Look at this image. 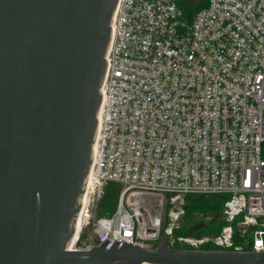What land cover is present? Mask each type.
<instances>
[{
  "label": "built area",
  "instance_id": "1",
  "mask_svg": "<svg viewBox=\"0 0 264 264\" xmlns=\"http://www.w3.org/2000/svg\"><path fill=\"white\" fill-rule=\"evenodd\" d=\"M181 1L118 0L71 250L143 244L141 219L157 240L163 213L172 247L247 251L235 237L252 233L264 250V0H209L191 20ZM111 182L118 204L99 216ZM192 194L227 196L218 235L174 238Z\"/></svg>",
  "mask_w": 264,
  "mask_h": 264
},
{
  "label": "water",
  "instance_id": "2",
  "mask_svg": "<svg viewBox=\"0 0 264 264\" xmlns=\"http://www.w3.org/2000/svg\"><path fill=\"white\" fill-rule=\"evenodd\" d=\"M118 0H0V264H264V250L70 246ZM140 234L158 230L141 219Z\"/></svg>",
  "mask_w": 264,
  "mask_h": 264
},
{
  "label": "trees",
  "instance_id": "3",
  "mask_svg": "<svg viewBox=\"0 0 264 264\" xmlns=\"http://www.w3.org/2000/svg\"><path fill=\"white\" fill-rule=\"evenodd\" d=\"M181 7L184 11L185 18L191 20L200 10L209 5V0L200 1L199 6L193 4V0H182ZM121 186L118 183H108L105 188V194L98 207V215L104 216L112 214L118 204L121 193ZM227 200L226 195H188L184 203V215L181 218L180 226L174 231V235L178 237H205L216 236L220 233L226 222L223 220L222 211ZM169 207H166L168 210ZM252 233L241 238L236 235L237 244H245V250L251 251ZM172 249L191 250L189 247H182L176 244ZM202 250H215V248L206 245Z\"/></svg>",
  "mask_w": 264,
  "mask_h": 264
},
{
  "label": "rangeland",
  "instance_id": "4",
  "mask_svg": "<svg viewBox=\"0 0 264 264\" xmlns=\"http://www.w3.org/2000/svg\"><path fill=\"white\" fill-rule=\"evenodd\" d=\"M192 1V0H189ZM200 1L202 2L203 0H193V4L196 6H199ZM147 204L149 205H155L156 201L153 200H146ZM223 212V211H222ZM159 215H156V217H158ZM163 218V219H162ZM162 231L160 232V237L157 240H147L143 242V245H146L149 248H160V247H165V248H169L172 249L173 247L171 246V241H170V237L165 233V228L167 227V220L165 219L164 213L162 216ZM178 229V228H177ZM174 238H177L174 235ZM99 240L96 238L95 239V244H98Z\"/></svg>",
  "mask_w": 264,
  "mask_h": 264
},
{
  "label": "bare ground",
  "instance_id": "5",
  "mask_svg": "<svg viewBox=\"0 0 264 264\" xmlns=\"http://www.w3.org/2000/svg\"><path fill=\"white\" fill-rule=\"evenodd\" d=\"M76 240V236H75V238H74V240H73V242ZM71 247V246H70Z\"/></svg>",
  "mask_w": 264,
  "mask_h": 264
}]
</instances>
